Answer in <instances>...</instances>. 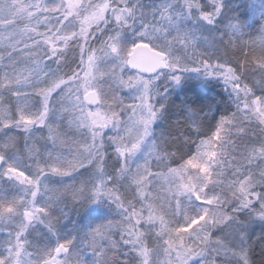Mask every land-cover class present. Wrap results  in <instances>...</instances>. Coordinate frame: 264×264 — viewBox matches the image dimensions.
<instances>
[{
    "label": "snow or ice",
    "instance_id": "1",
    "mask_svg": "<svg viewBox=\"0 0 264 264\" xmlns=\"http://www.w3.org/2000/svg\"><path fill=\"white\" fill-rule=\"evenodd\" d=\"M247 7L253 14L259 11L264 20V0H253ZM229 8L226 0H207L205 4L199 0H161L147 6L142 0H69L67 4L60 0L52 5L26 0L0 3V28L13 40L16 36L21 38L6 45L13 49L7 59L12 61L13 56H19L24 61L23 68L19 61L4 65L0 75V86L9 92L16 89L17 101V115L5 112L0 116V133L22 130L20 135L0 137V193L5 184L17 192L11 199L0 195V219L7 220L14 229L0 242V264H40L41 260L43 264H71L74 258L77 264H85L73 251L75 238H63L54 231L59 217L67 215L64 205L68 193L77 209L100 214L102 207L90 206L107 204L119 217L89 226L80 234L82 241L92 237L88 247L92 248L93 259L88 264H155L148 260L145 241L155 235L162 248L159 241L172 232L178 235L165 249L171 257L169 264H217L220 257L224 258L221 264H256L248 238L255 226L264 235V166L254 163L259 159L264 164V24L260 26L259 43L255 39L245 42L242 37L247 21L235 12L228 15ZM45 11L58 12L56 23L61 25L69 21L74 26L78 17L84 13L89 16L80 22L78 32L69 34L68 25L56 27L50 19L40 20ZM218 17L228 20L222 31L216 28ZM41 24L46 26L44 32L37 30ZM92 24L95 29L89 32ZM97 32L106 34L98 49L85 48L80 43H90ZM205 32L209 35H202ZM70 41H75L80 50L77 68L84 71V77L74 68H69L70 75L61 70ZM19 44L24 47L18 48ZM230 46H239L240 56L230 54ZM246 47L248 51H244ZM138 53L143 55L138 57ZM100 62H104L103 69ZM93 68L95 75L90 74ZM127 73L131 75L125 79ZM249 77L251 87L244 83ZM221 80L227 101L209 97L203 90L204 85ZM193 82L201 87H189ZM123 88L128 89V96L118 94L117 90ZM88 89L94 91L89 93ZM126 99L131 103L126 104ZM221 104L225 105L224 114L217 119ZM231 106L234 111L228 112ZM101 112H105L103 117ZM66 116L70 117L69 127L77 130L75 140L61 139L65 135L61 122ZM246 121L259 129L249 138L247 155L235 161L238 166L231 170V179L222 172L216 173L221 179H210V169L220 166L219 156L215 152L201 153L199 149L205 144L211 148L217 141L223 148L228 141L221 133L227 137L228 129L246 136L252 131L245 130ZM206 130L211 134L197 145L196 155L170 168L169 163H177L188 155L182 149L192 137L199 138ZM21 139L26 155L20 154ZM38 141L45 145V152L34 146ZM174 148L182 153L179 157L171 150ZM153 156L156 167L167 168V173L149 171V157ZM141 158L143 165L137 163ZM109 160L119 167L113 164L109 172L104 167ZM122 177L131 178L144 200L154 198L145 196L143 188L160 178L176 185V195L156 208L148 204L145 218L143 207L136 211L131 201L116 195ZM64 178L71 179L63 183ZM157 222L163 227L154 233ZM172 223L177 227H166ZM37 225L47 228L48 239H55L56 246L38 250L35 261L24 259L23 256L31 255L27 252L31 244L26 233L29 229L35 231ZM185 227L191 232L186 233ZM112 228L120 230V240L109 241L107 251L114 253L109 261L107 251L96 243V238H103L104 230ZM173 247L178 248L175 257L171 256ZM59 255L64 259H57Z\"/></svg>",
    "mask_w": 264,
    "mask_h": 264
},
{
    "label": "trees",
    "instance_id": "2",
    "mask_svg": "<svg viewBox=\"0 0 264 264\" xmlns=\"http://www.w3.org/2000/svg\"><path fill=\"white\" fill-rule=\"evenodd\" d=\"M4 2V0H0V3ZM26 2H32L36 3L39 2L41 4H46V0H26ZM134 2V0H133ZM175 2V0H173ZM180 3H183V0H179ZM193 2H196V0H193ZM201 4H205L207 0H199ZM253 2V0H226V3L230 5V8L227 10L228 15H231V13L235 12L240 15V19L247 21L248 26L243 29L245 35L242 37V39L245 42H251L253 39L257 40L259 43L261 40V33H260V26L261 24H264V20H261L259 11H257L255 14L247 7V5ZM258 3V0H256ZM142 3L147 6L149 4H159L161 3V0H142ZM205 11L210 10L209 8H205ZM35 11V10H33ZM195 11V10H193ZM60 14H49L46 11L40 15V20L50 19L52 24H55L56 27H62L66 25L65 22H63V25L57 24L56 20L57 17ZM228 23V20L224 17H218L217 19V31H222L225 24ZM190 26V25H189ZM102 27V26H101ZM40 32H44L46 30V26L41 24L38 29ZM129 37V43H131L132 34L131 31L127 33ZM204 36H208V33H202ZM99 37V36H98ZM104 39H106V34L103 36ZM21 38L19 36L15 37V40L12 39V37L9 35L7 31L0 28V57H3L2 60H0V75H2V71L4 70V65H10L13 62L19 61V67H24V61L20 60L19 56H13V60L9 61L7 59V56L10 52L13 51L11 47H7L8 44H14L16 41H19ZM225 40L228 39L227 36L224 37ZM25 43L31 44L30 40H25ZM90 43L92 44L94 49H97L101 47L100 38L97 39V37H93L90 39ZM24 44H19L18 48H23ZM203 50V49H202ZM244 51H248V48L246 47ZM229 52L232 55L240 56V49L239 46L237 48L232 49L231 46L229 47ZM189 54H191V50H189ZM241 59H243L241 57ZM236 65L233 64L232 67H235ZM52 67H55L53 64ZM251 77H249L247 80L244 81V83H248L251 87ZM40 87H43V85H40ZM189 87H192L194 89H199L201 86L198 82H193ZM125 89V90H124ZM122 89L121 96H127V88ZM204 93L209 97H214L217 100H224L227 101V92L223 86V81L214 82L210 85H204L203 86ZM15 91L16 89H12L11 92L6 91L3 86H0V104L4 106L7 110V112H11L13 115L16 114V104L17 101L15 100ZM22 91H30V89H22ZM120 95V94H119ZM257 95H260L259 92H257ZM125 103L128 104L127 99L125 100ZM221 112L217 113V119L219 118L220 114L223 113V109L225 108L224 104L220 105ZM234 111V106H231L228 108V112ZM40 127V126H39ZM38 127V128H39ZM245 130L252 129V131H248L247 135L237 134L236 129H228L229 135L227 137H224V133H221V136L227 140L228 142L224 145L223 148L220 147V142L217 141L213 146L211 147L212 151L214 148L215 153L219 156L220 160V166L216 167L213 166L210 171L213 173L210 179H221L222 177L217 176V172H222L223 176H226L228 179H231V170H234L238 165L235 163L236 160H240L242 156L247 155L246 149L250 145V137H254L258 132L259 129L255 127L254 124L250 122L244 123ZM214 130V129H213ZM22 130L14 129L12 132V135H20ZM61 131L65 134L62 136L64 139H72L75 140L78 138L77 130L74 127H69V122L67 120H63L61 122ZM211 133L207 130L205 131V135L201 137H192V141L184 146L182 149V152H187L188 155L183 156V160L178 159L177 163H169L170 168H176L178 163H183L186 161L189 156L195 155L197 153V145L200 144V141L207 140V136ZM5 135L4 133H0V137H3ZM61 137V139H63ZM37 149H39L42 153L45 152V145L42 141H38L34 145ZM215 146V147H214ZM233 146L236 147V151H233ZM18 147L21 149V155H26L27 149H25L23 140L21 139L20 144ZM50 147V144L47 146ZM257 147L259 145L257 144ZM208 149L209 147L207 144L201 146L200 149ZM199 149V150H200ZM173 152H177V150L171 149ZM250 150V149H248ZM223 153V155H220ZM237 153H240L241 155H237ZM182 153L177 152V156L179 157ZM246 163V161H243ZM137 163L143 165L144 160L143 158L139 159ZM149 163L151 167L149 168V171L152 173L156 172H168L167 168H158L156 167V161L155 157H149ZM256 164H260L261 166H264L262 162L257 159L254 161ZM115 164L114 160H109L106 164H104V167L108 169L109 172L113 170L112 166ZM135 164H133V169H135ZM115 167L118 168L119 164H115ZM28 175L30 173L26 172ZM192 173H189L191 175ZM71 178H64L63 183H68ZM169 183V180L167 178H160L157 180H152L149 182L144 188L143 192L145 196L153 197L154 199H147L144 200L143 197L139 195V190L136 187V184L132 182L131 178L124 180L122 177V183L118 184L116 187L118 191L116 192V195L120 196L122 200L126 199L131 201L135 205V210L140 211L141 208H144L143 215L145 218L148 216V209L147 205L151 204L153 208L158 207L159 204L164 203L166 199H172L176 193L174 189L176 187L173 186V184H167ZM49 186L51 187L52 184L50 183ZM109 187H112L111 184H109ZM5 193L8 194L14 193L15 190L12 188H9L7 184L4 186ZM207 190V189H206ZM67 203L64 205V211L67 214L66 217H59V222L56 224V227L54 231L63 238H75L74 239V245L75 249L73 250L75 253H78L85 261V264H88L89 261L93 259L92 256V248L88 247V244L92 242V237L89 236L87 240L82 241L80 239V234L84 232L89 226H92L95 224H98L106 219H115L119 220V217H115V211L114 209L108 207L107 204L105 205H98L93 204L90 206V208H103V211L100 214H91L90 209H77L78 205H73L71 202V193L67 194ZM203 203L202 201H199L198 203ZM39 206V205H38ZM127 207V205H125ZM155 214V213H154ZM57 215H59L57 213ZM136 219V218H134ZM172 219L171 217H165V220ZM141 224H143V221H141ZM158 226L156 229H154V233L159 232L160 228L163 227L159 225V222H157ZM166 227L169 228H175L177 225L175 223L168 224ZM140 231H144L143 228L139 229ZM13 231V227L9 225L8 221H1L0 220V242L6 240L7 233ZM185 232H191L190 228L185 227ZM27 235V241L31 244L30 247H27V252L31 254L30 256H23L24 259H31L35 261L37 259V251L40 249L45 248H54L56 246L55 239H48V230L44 225H37L36 230L33 231L32 229H29V232L26 233ZM178 234L175 232H172L171 236L164 235L162 240L159 241L160 244H163V247H159L158 243L155 241V235L151 236L148 240L145 241L146 246L149 251L148 260L149 262L154 261L155 264H169L170 256L165 253V249L168 248V242L172 241L173 237H176ZM219 235V233H217ZM187 240L188 244H191L192 241L190 239H187V236L185 238ZM120 240V230L112 228V229H105L104 230V237H97L96 243L103 246V248L107 251L109 246V241H119ZM249 240V244H251L250 254L252 256V259L256 262V264H264V235L261 234L260 230L253 231L251 233ZM63 242V239L60 241ZM181 241H175L174 243L178 244ZM124 251H127V248L123 249ZM178 251V248L173 247L171 250V256L173 257L176 255V252ZM6 254V253H5ZM23 255V251H22ZM114 253L112 251H107V260H111ZM120 259H125V257H120ZM223 257H220L217 259V264H221L223 261ZM42 260L40 261L41 264ZM71 264H77L75 258L72 260Z\"/></svg>",
    "mask_w": 264,
    "mask_h": 264
},
{
    "label": "rangeland",
    "instance_id": "3",
    "mask_svg": "<svg viewBox=\"0 0 264 264\" xmlns=\"http://www.w3.org/2000/svg\"><path fill=\"white\" fill-rule=\"evenodd\" d=\"M72 2H78V3H89V2H91V0H72ZM59 4L60 3V0H46V4L47 5H52V4ZM64 3L65 4H67V3H69V0H64ZM59 14V13H58ZM89 16V13H84V15L83 16H80V17H78L77 18V20L74 22V26L72 25V24H69V21H64L65 23H66V25H68V27H67V29H66V31L70 34L71 32H78L79 30H80V22L81 21H83L84 19H85V17H88ZM69 19H71V18H69ZM218 19V18H217ZM87 26V25H86ZM102 27H103V25H101ZM95 29V24H92L91 25V27H89L88 28V30H89V32H92L93 30ZM98 37L99 36V38H100V41L101 40H103L104 39V37L103 36H101L100 35V33H95V35L94 36H92L90 39H92L93 37ZM129 42V41H128ZM80 43L81 44H84V46H85V48H88V47H91V48H93V46H92V44L91 43H85L83 40H81L80 41ZM94 49V48H93ZM98 49V48H97ZM74 50V51H73ZM97 55H99V53H97ZM79 59H80V50H79V48L76 46V42L75 41H70V45H69V49H68V51L66 52V56H65V60H66V63L64 64V65H62V68H61V70H62V72H67L69 75L71 74L70 73V71H69V68H74V69H76L77 71H79L80 72V76L81 77H84V75H85V73H84V71H81L79 68H77V63L79 62ZM73 60H75L76 61V63H74L73 62ZM84 60H85V64H87V55H85V57H84ZM100 68L101 69H103L104 68V62H100ZM90 74L91 75H95L96 74V72H95V68H93V69H91L90 70ZM127 75H131V73H127L126 75H125V79H127ZM81 87L82 88H84L85 87V85L82 83L81 84ZM124 89V88H123ZM88 90H94V89H88ZM125 90V89H124ZM118 91V94H120L121 95V93H122V89H118L117 90ZM129 95V91H128V89H127V96ZM111 102V101H110ZM127 102L128 103H131V101L130 100H127ZM5 112H7V110H6V108L4 107V106H2L1 104H0V116H2ZM109 115H110V113H108ZM15 115H17V112H16V114ZM105 115V112H101L100 113V116L101 117H103ZM17 118H18V116H17ZM64 120H67V122H69V120H70V117L69 116H66L65 118H64ZM37 127H39V125H37ZM13 130L14 129H12L11 131H8V130H6L5 131V135H10V134H12V132H13ZM106 132H107V130H106ZM108 134H111V133H108ZM4 135V136H5ZM63 138V137H62ZM64 139V138H63ZM216 142H214L213 144H215ZM213 146V145H212ZM50 147H51V145H50ZM49 147V148H50ZM215 147V146H214ZM201 153H203V152H215L214 151V148H213V151H212V149L211 148H209V150L207 149L206 150V148L204 149H200L199 150ZM26 154H27V151H26ZM196 155V154H195ZM69 158H71V157H69ZM196 163H199V160H197V161H195ZM22 171L24 170V169H21ZM202 174V173H201ZM25 175H28L26 172H25ZM167 184H172V183H167ZM173 186L174 187H176V185L175 184H173ZM5 189V188H4ZM17 194V192H16V190H15V192L14 193H11V194H8L7 195V192L5 193V191H3V193H0V195H7V197L9 198V199H11L12 198V196L13 195H16ZM203 202V201H202ZM201 203V202H200ZM1 221H7V220H3V219H0ZM14 230V229H13ZM259 231L260 230V228L258 227V226H255V231ZM250 236H251V234H250ZM250 236H249V238H250ZM248 238V239H249ZM251 245V244H250ZM173 257H175V255L173 256ZM45 259H47V257L45 256L44 257ZM57 259H59V260H63L64 259V257L62 256V257H57ZM41 264H43V260H42V262H41Z\"/></svg>",
    "mask_w": 264,
    "mask_h": 264
},
{
    "label": "water",
    "instance_id": "4",
    "mask_svg": "<svg viewBox=\"0 0 264 264\" xmlns=\"http://www.w3.org/2000/svg\"><path fill=\"white\" fill-rule=\"evenodd\" d=\"M141 55H143V54H141V53H138V54H137L138 57L141 56ZM93 91H94V90H88L89 93H91V92H93ZM61 256H63V255H59V256H57V257H61Z\"/></svg>",
    "mask_w": 264,
    "mask_h": 264
}]
</instances>
